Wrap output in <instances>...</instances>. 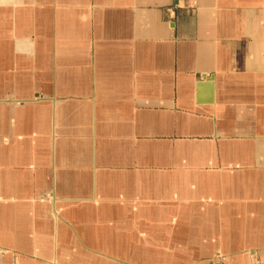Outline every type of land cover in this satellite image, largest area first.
<instances>
[{
  "label": "crops",
  "instance_id": "crops-1",
  "mask_svg": "<svg viewBox=\"0 0 264 264\" xmlns=\"http://www.w3.org/2000/svg\"><path fill=\"white\" fill-rule=\"evenodd\" d=\"M0 264H264V0H0Z\"/></svg>",
  "mask_w": 264,
  "mask_h": 264
}]
</instances>
